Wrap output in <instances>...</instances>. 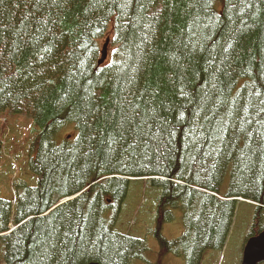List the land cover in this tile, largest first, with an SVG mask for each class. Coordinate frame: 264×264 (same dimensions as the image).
I'll return each mask as SVG.
<instances>
[{"label":"trees","instance_id":"trees-1","mask_svg":"<svg viewBox=\"0 0 264 264\" xmlns=\"http://www.w3.org/2000/svg\"><path fill=\"white\" fill-rule=\"evenodd\" d=\"M3 114L32 120L13 152L36 185L9 176L0 264H154L122 224L132 189L185 264L225 247L228 199L264 230V0H0Z\"/></svg>","mask_w":264,"mask_h":264},{"label":"rangeland","instance_id":"rangeland-1","mask_svg":"<svg viewBox=\"0 0 264 264\" xmlns=\"http://www.w3.org/2000/svg\"><path fill=\"white\" fill-rule=\"evenodd\" d=\"M105 62H107V60H105L104 63ZM103 64H98V66L101 67ZM32 125V120L24 115L10 114L4 116L3 114L2 118H0V138H4V143L6 144L4 149L7 150L0 163V197L6 200H10L9 198H11V186L9 182L10 175L15 177L17 173L21 172L23 181L30 185H36V178L31 173L30 169H27V172L21 168V165L23 164L21 154H15L13 152V146L21 147L22 144H24L23 140L31 137L30 133L32 132ZM16 150H19V148ZM136 195L137 193L133 189L130 190L124 204L125 211L122 214V224H125L132 215L131 221L136 224L129 229L131 230L130 235L135 238L145 239L148 248L146 258L155 264L156 260L159 258V252H162L163 257L160 260L162 264H185L183 258L169 256L170 253H167L165 248L155 242L153 230L155 228V221L158 219L155 215V205L153 202L154 192L151 190L148 191L146 193V199L140 202L138 201V198H136ZM233 200H238L240 202L237 204L236 210L234 211L236 212V215L233 220H235L232 224L230 235L225 247L220 252H210L202 264H240L242 252L246 240L249 237L247 236L248 232L251 229L256 232L258 231L256 228L259 229L260 227L262 218H260V221L258 222H255L252 219L253 217L250 214L251 210L248 208L250 202L241 198L228 199L226 201ZM141 204L142 206H140ZM173 215V219L161 227V235L166 241L177 239L183 232L184 226L181 213L176 211ZM166 217H168L167 214ZM258 264L264 263L261 262Z\"/></svg>","mask_w":264,"mask_h":264},{"label":"water","instance_id":"water-1","mask_svg":"<svg viewBox=\"0 0 264 264\" xmlns=\"http://www.w3.org/2000/svg\"><path fill=\"white\" fill-rule=\"evenodd\" d=\"M108 41L103 46L102 56L98 64H103L106 59V52L108 47ZM77 197V196H75ZM75 197L71 198L74 199ZM71 199H66L60 204H63ZM264 262V231L256 236L251 237L245 244L243 251V258L241 264H258ZM96 264V263H89Z\"/></svg>","mask_w":264,"mask_h":264},{"label":"flooded vegetation","instance_id":"flooded-vegetation-1","mask_svg":"<svg viewBox=\"0 0 264 264\" xmlns=\"http://www.w3.org/2000/svg\"><path fill=\"white\" fill-rule=\"evenodd\" d=\"M241 259H242V257H241Z\"/></svg>","mask_w":264,"mask_h":264},{"label":"bare ground","instance_id":"bare-ground-1","mask_svg":"<svg viewBox=\"0 0 264 264\" xmlns=\"http://www.w3.org/2000/svg\"><path fill=\"white\" fill-rule=\"evenodd\" d=\"M237 201V200H236Z\"/></svg>","mask_w":264,"mask_h":264}]
</instances>
